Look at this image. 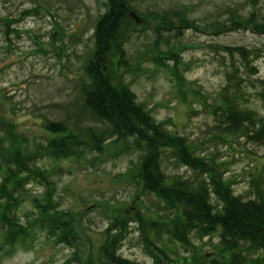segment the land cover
Wrapping results in <instances>:
<instances>
[{
  "label": "rangeland",
  "instance_id": "obj_1",
  "mask_svg": "<svg viewBox=\"0 0 264 264\" xmlns=\"http://www.w3.org/2000/svg\"><path fill=\"white\" fill-rule=\"evenodd\" d=\"M139 1L142 3L139 7L143 9L158 6L189 8V16L201 23L216 21L227 4L243 16H248V12L257 13L254 15L259 16L255 19L264 21V0ZM103 9L102 0H0L1 146L22 149L30 146L34 136L38 139L49 136L41 126L43 117H54L64 110L58 109L60 113L48 115V103L60 106L75 101L78 89L73 79L82 72L79 60L91 48L93 28ZM24 12L27 14L23 15ZM171 23L180 22L175 19ZM156 24L157 21L140 19L138 25L144 31L134 36L132 44L127 46L130 54L143 52L146 45L151 44L154 37L150 27ZM189 25L181 39L182 50H178L182 76L174 75L173 63H167V59L162 60L167 63L164 68L152 63L153 53L160 54L154 50L140 63L133 64L135 73L129 75L127 81L137 100L144 102L168 131L196 141L200 154L208 145L212 155L227 170L225 175L237 176L233 186L236 192L242 193L248 189L249 178L258 173L264 175V144L243 137L219 138L224 142L209 143L207 137L213 116L208 103L214 102L217 89L223 83L221 63L230 61L231 55L227 54L225 46L258 49L259 56L254 60L258 70L256 76L264 79V31L255 30L252 25L240 28L211 26L208 29L196 23ZM232 58L237 63L238 53H233ZM247 91L251 97L246 107L256 113L257 129L264 124V102L257 98L252 88L248 87ZM33 104L39 105V109L26 110ZM86 125L102 126L98 123ZM122 148V143L110 139L103 144V151H98L101 153L87 156L88 161L85 158L79 163L76 159L63 158L43 161L41 164L45 168H53V184L49 191L53 201L57 202V209L71 211L73 233L77 236L73 245L76 247L69 249L58 242V236L49 235L47 227L39 221L32 199L27 198L12 208L16 218L12 221V230L0 228V264H65L76 248L78 256L72 264H100L95 255L97 248L113 239L122 256L139 264H156L144 244L145 236L151 233L147 223L132 220L137 212L144 219L159 218L157 206L153 204L156 200L145 195L138 200L134 197V185L124 173L137 152ZM162 167L169 175H193L170 156L166 157ZM27 187L39 200L45 201V185L28 184ZM52 216L58 218L60 215ZM114 221L118 224L107 231ZM203 241L192 238V244L186 250L175 241L167 243L163 240V245L174 255L177 264L222 261L232 255L233 251L218 248L220 245L215 236Z\"/></svg>",
  "mask_w": 264,
  "mask_h": 264
},
{
  "label": "trees",
  "instance_id": "obj_2",
  "mask_svg": "<svg viewBox=\"0 0 264 264\" xmlns=\"http://www.w3.org/2000/svg\"><path fill=\"white\" fill-rule=\"evenodd\" d=\"M141 4L139 0H102L104 9L93 28V43L83 59L79 60L82 72L73 79L78 89L75 101L60 106L48 103V115L60 113L58 109L64 110V113L54 117H43L41 126L49 134L48 137L38 139L34 136L30 146L22 149L0 145V228L12 230V221L16 219L12 208L31 198L39 221L47 227L48 234L59 238L65 233V244L69 249L75 248V234L70 232L68 221L72 219L71 211L58 210L57 202L51 201L53 196L49 188L53 184V168H45L41 163L62 158L76 159L78 163L84 158L88 161L87 156L101 153L98 151H103V144L114 139V142L122 143L123 151L131 149L137 152L124 173L134 185L136 200L142 195L156 200L153 204L157 206L159 218L144 219L139 212L134 213L136 217L132 218L139 224L146 222L151 231L145 236L144 244L152 253L154 263L177 264L174 255L163 245V240L167 243L175 241L186 250L192 244V238L204 242V238L215 236L220 245L218 248L233 251L230 258L192 264H264V175L258 173L249 178L247 191L236 192L233 185L237 176L225 175L227 170L212 155L209 146H205L204 153L200 154L196 141L168 131L163 121L156 120L147 105L137 100L127 81L128 76L135 73L133 64L140 63L154 50L160 54L153 53L152 63L164 68L172 62L174 75L182 76L178 50H182L181 39L191 23L206 29L211 26L240 28L252 25L255 30L264 31V21L258 22L255 18L259 14L256 16L254 14L257 13L253 12L243 16L231 9L230 4L219 12L218 19L212 23H201L192 18L189 16L190 9L186 7L143 9L139 7ZM130 11L141 20L158 22L150 27L154 37L151 44L134 55L130 54L127 46L132 44L134 36L144 30L129 15ZM26 14L24 12L23 15ZM222 16L225 17L220 20ZM175 19L180 23H171ZM225 49L231 55L230 61L221 63L223 83L217 89L214 102L208 103L213 123L207 141L213 145L231 137L245 138L246 133L256 129V113L246 107L251 97L248 87L264 102V79L256 76L258 70L254 63L259 56L258 49L230 46H225ZM233 53L239 55L237 63L232 58ZM165 59L167 63L162 61ZM33 108L37 110L39 105L27 106L26 110L33 111ZM258 122L261 121L258 119ZM87 123L102 126L92 127ZM168 156L191 170L193 175H169L162 167ZM28 184L45 185V201L32 194ZM7 186L10 188L7 189ZM53 214L60 216L54 218ZM117 224L116 221L111 222L107 231ZM95 255L100 264H139L119 254L114 239L98 247ZM77 256L76 248L65 264H72Z\"/></svg>",
  "mask_w": 264,
  "mask_h": 264
},
{
  "label": "water",
  "instance_id": "obj_3",
  "mask_svg": "<svg viewBox=\"0 0 264 264\" xmlns=\"http://www.w3.org/2000/svg\"><path fill=\"white\" fill-rule=\"evenodd\" d=\"M129 15L133 17L135 21L140 22V18L133 11H130ZM245 138L264 144V124L259 126L254 132L245 134Z\"/></svg>",
  "mask_w": 264,
  "mask_h": 264
},
{
  "label": "bare ground",
  "instance_id": "obj_4",
  "mask_svg": "<svg viewBox=\"0 0 264 264\" xmlns=\"http://www.w3.org/2000/svg\"><path fill=\"white\" fill-rule=\"evenodd\" d=\"M263 125V124H262ZM261 126V125H260ZM256 130V129H255ZM254 130V131H255ZM254 131H251V132H254ZM251 132H248V133H251ZM247 134V133H246ZM244 137H245V135H244ZM247 139V138H246ZM249 140V139H248ZM249 141H251V142H254V143H258V142H255V141H253V140H249ZM258 144H261V143H258ZM54 200V198H51V201H53ZM174 212V211H173ZM69 222H70V232H72L73 233V227H72V221L71 220H68ZM67 221V222H68ZM66 222V223H67ZM73 234H75V233H73ZM66 237V234L64 233V234H61L60 235V237L58 238V242H61V243H63V244H65L66 243V240H64V238ZM76 238H77V236H76V234H75V239H74V241L76 240ZM67 239H69L70 240V238H67ZM73 241V242H74ZM71 242V241H70Z\"/></svg>",
  "mask_w": 264,
  "mask_h": 264
}]
</instances>
